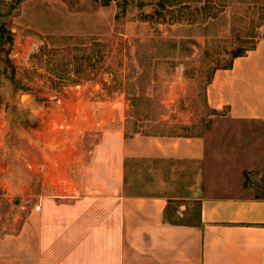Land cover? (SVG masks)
Wrapping results in <instances>:
<instances>
[{
  "label": "crops",
  "instance_id": "1",
  "mask_svg": "<svg viewBox=\"0 0 264 264\" xmlns=\"http://www.w3.org/2000/svg\"><path fill=\"white\" fill-rule=\"evenodd\" d=\"M75 95L40 109L0 264H264V37L206 87L217 142L128 135L116 102Z\"/></svg>",
  "mask_w": 264,
  "mask_h": 264
},
{
  "label": "rangeland",
  "instance_id": "2",
  "mask_svg": "<svg viewBox=\"0 0 264 264\" xmlns=\"http://www.w3.org/2000/svg\"><path fill=\"white\" fill-rule=\"evenodd\" d=\"M103 2L0 0V25L12 34L0 51V217L9 230L26 200L6 187L26 176L41 108L84 90L123 109L128 135L217 142L230 122L208 108V82L264 37V0ZM129 164L139 181L137 161Z\"/></svg>",
  "mask_w": 264,
  "mask_h": 264
},
{
  "label": "trees",
  "instance_id": "3",
  "mask_svg": "<svg viewBox=\"0 0 264 264\" xmlns=\"http://www.w3.org/2000/svg\"><path fill=\"white\" fill-rule=\"evenodd\" d=\"M110 1H113V0H104V4H108ZM115 1V0H114ZM118 3L119 1H124V3H127L126 0H116ZM163 1H168V0H163ZM15 2V1H14ZM165 3L163 2H160L159 5L161 6V8H164V5ZM124 8V7H123ZM145 17H149V15H146ZM12 43V34L9 32V30H7L5 28L4 25H0V51H2L1 49L3 48V46L5 45H11ZM254 48V45L247 49V50H244L242 51L241 53H238V54H235L233 58L235 57H239V56H243L245 55L248 51L252 50ZM9 60H7V58L5 59V62H8ZM231 64L227 67H222V68H228L230 67ZM211 80V79H210ZM210 83V81L208 82V84Z\"/></svg>",
  "mask_w": 264,
  "mask_h": 264
},
{
  "label": "built area",
  "instance_id": "4",
  "mask_svg": "<svg viewBox=\"0 0 264 264\" xmlns=\"http://www.w3.org/2000/svg\"><path fill=\"white\" fill-rule=\"evenodd\" d=\"M35 209L38 210L39 209V206H36Z\"/></svg>",
  "mask_w": 264,
  "mask_h": 264
},
{
  "label": "bare ground",
  "instance_id": "5",
  "mask_svg": "<svg viewBox=\"0 0 264 264\" xmlns=\"http://www.w3.org/2000/svg\"><path fill=\"white\" fill-rule=\"evenodd\" d=\"M25 98H26V96H23V97H22V99H25Z\"/></svg>",
  "mask_w": 264,
  "mask_h": 264
},
{
  "label": "water",
  "instance_id": "6",
  "mask_svg": "<svg viewBox=\"0 0 264 264\" xmlns=\"http://www.w3.org/2000/svg\"><path fill=\"white\" fill-rule=\"evenodd\" d=\"M23 96H26V95H23ZM23 96H22V97H23Z\"/></svg>",
  "mask_w": 264,
  "mask_h": 264
}]
</instances>
